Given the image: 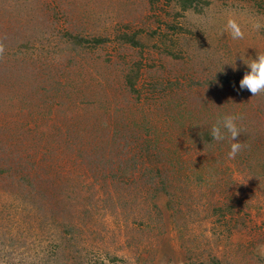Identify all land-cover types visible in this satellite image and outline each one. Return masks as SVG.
I'll return each instance as SVG.
<instances>
[{"label":"rangeland","instance_id":"obj_1","mask_svg":"<svg viewBox=\"0 0 264 264\" xmlns=\"http://www.w3.org/2000/svg\"><path fill=\"white\" fill-rule=\"evenodd\" d=\"M198 3L0 0V264H264V0Z\"/></svg>","mask_w":264,"mask_h":264},{"label":"clouds","instance_id":"obj_2","mask_svg":"<svg viewBox=\"0 0 264 264\" xmlns=\"http://www.w3.org/2000/svg\"><path fill=\"white\" fill-rule=\"evenodd\" d=\"M262 27H264V25H261L260 23L253 24V28L256 31H259ZM226 30L230 32L233 40L243 39L244 37V33L240 30V27L235 20H228ZM236 57L237 56L233 58V70H236V65L234 64ZM240 59L247 66L248 70L239 81V90H247L251 92L253 96L258 93H264V53L256 54L255 59L251 57L247 59H242L240 57ZM240 118L241 117L236 114L225 115L219 118L216 124L211 128V137L213 140L222 141L225 139L226 135L230 138V151L227 154L228 159L230 160L235 159L243 147V144L237 140V137L241 134V130L237 124V121Z\"/></svg>","mask_w":264,"mask_h":264},{"label":"trees","instance_id":"obj_3","mask_svg":"<svg viewBox=\"0 0 264 264\" xmlns=\"http://www.w3.org/2000/svg\"><path fill=\"white\" fill-rule=\"evenodd\" d=\"M156 1L157 0H148V3H149V5H150V8H151V10L152 11H156ZM199 1H202V0H177V4H178V7H180V9L182 10V11H187V10H193V11H198L199 9ZM168 4V3H167ZM203 4H207V2L206 1H204V3ZM206 7V6H205ZM124 36V35H123ZM122 36V37H123ZM150 36L151 35H148V37L150 38ZM125 38H126V40H127V42L129 43V44H131L132 46H135V47H142V44H140V40H139V38H138V36H137V33L136 34H134V35H132L131 37H128V36H126L125 35ZM4 39H2V41H3ZM1 41V42H2ZM1 42H0V45H2L1 44ZM170 42V40H168V39H166L165 40V43L166 44H168ZM0 56H2L3 57V55H2V53H0ZM130 87H131V89L133 90V91H135V89H134V86L132 85V83H130ZM26 196H28V197H30V198H32L33 196H32V194L31 193H27L26 194ZM70 196H68V195H66L65 196V198L61 201V203L59 204V209H58V213L59 212H64L65 211V209L67 208V206L70 204ZM49 211V213L51 214V213H53V211L52 210H48ZM63 234H69V233H71L70 232V230L69 229H64L63 231Z\"/></svg>","mask_w":264,"mask_h":264}]
</instances>
